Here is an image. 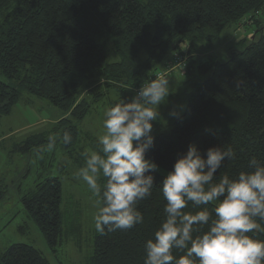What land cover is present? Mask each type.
<instances>
[{
  "label": "trees",
  "instance_id": "obj_1",
  "mask_svg": "<svg viewBox=\"0 0 264 264\" xmlns=\"http://www.w3.org/2000/svg\"><path fill=\"white\" fill-rule=\"evenodd\" d=\"M263 10L264 0H0V73L8 80H0V116L9 115L26 91L63 110L59 127L74 142L77 123L96 103L112 92L115 104L129 102L160 66L180 58L186 59L180 71L187 68L189 74L201 45L227 27L257 22ZM200 69L206 78L195 82L172 131L153 136L147 158L170 171L190 144L202 155L209 147L223 146L236 157L224 161L214 182L253 171L251 158L264 163V33L227 61L204 62ZM44 142L45 134L31 135L15 151L29 154ZM153 175L152 195L136 205L143 223L126 231L97 232L90 264H144V245L165 219L160 191L165 174ZM62 202L58 177L41 180L22 197L52 249L63 237ZM203 207L188 202L184 211L194 214ZM207 207L214 216V205ZM257 223L248 235L264 240V221ZM173 254L184 253L174 249ZM0 264L52 263L34 246L14 243L0 253Z\"/></svg>",
  "mask_w": 264,
  "mask_h": 264
},
{
  "label": "clouds",
  "instance_id": "obj_2",
  "mask_svg": "<svg viewBox=\"0 0 264 264\" xmlns=\"http://www.w3.org/2000/svg\"><path fill=\"white\" fill-rule=\"evenodd\" d=\"M169 94V78L161 74L144 81L129 102L106 107L99 150L83 153L84 165L74 175L96 198L94 227L101 235L143 223L136 205L152 195L153 174L159 170L155 160L146 158L154 146L152 122ZM170 115L179 113L173 109ZM71 139L65 131L63 143ZM56 142L50 135L46 150L52 151ZM235 157L231 147L223 146L209 147L202 155L194 143L178 156L160 182L165 219L144 245V264H264V240L248 235L259 227L257 219L264 221V163L253 157L248 161L253 171L214 182L224 161ZM101 176L106 178L103 186ZM188 202L205 207L185 212ZM174 249L184 254L177 258Z\"/></svg>",
  "mask_w": 264,
  "mask_h": 264
},
{
  "label": "rangeland",
  "instance_id": "obj_3",
  "mask_svg": "<svg viewBox=\"0 0 264 264\" xmlns=\"http://www.w3.org/2000/svg\"><path fill=\"white\" fill-rule=\"evenodd\" d=\"M257 22L241 23L224 29L221 35L201 45L189 74L180 69L168 70L170 94L167 103L159 106V119L153 121L152 135L170 133L176 119L185 112L195 82L206 78L200 65L209 61H227L233 51L243 50L264 33V10L257 14ZM160 66L157 71L165 70ZM0 80L8 81L0 73ZM135 92L133 93V96ZM96 103L84 120L77 123L79 136L70 147L62 141L63 128L59 121L64 112L47 99L23 92L9 115L0 116V253L14 243L34 246L52 264H90L97 231L94 215L96 198L87 185L75 178L84 165L85 151H98L97 137L103 134L106 107L113 106L117 94L112 92ZM183 106V107H181ZM175 109L179 115L173 117ZM45 134V142L29 154L15 151V145L31 135ZM50 135L57 137L52 151H47ZM42 149H45L41 151ZM147 158V156H146ZM159 172L167 170L159 167ZM47 177H58L63 186L62 212L64 230L61 244L52 249L43 232L25 210L22 197ZM101 176L98 183L105 182Z\"/></svg>",
  "mask_w": 264,
  "mask_h": 264
},
{
  "label": "built area",
  "instance_id": "obj_4",
  "mask_svg": "<svg viewBox=\"0 0 264 264\" xmlns=\"http://www.w3.org/2000/svg\"><path fill=\"white\" fill-rule=\"evenodd\" d=\"M185 60H186L185 58L184 59H181V58L180 59H177L174 63L168 65L167 68H164L165 70L157 71L156 74H155V76H159L161 74H164V75L167 76L168 70H173L174 68L175 69H179V68L184 69L183 67H184ZM155 76L152 79H154ZM138 89L139 88H137L136 91Z\"/></svg>",
  "mask_w": 264,
  "mask_h": 264
}]
</instances>
